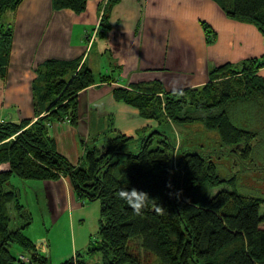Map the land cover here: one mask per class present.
Masks as SVG:
<instances>
[{"label":"trees","instance_id":"1","mask_svg":"<svg viewBox=\"0 0 264 264\" xmlns=\"http://www.w3.org/2000/svg\"><path fill=\"white\" fill-rule=\"evenodd\" d=\"M22 1L0 0V80L6 76L13 36L2 18ZM87 1L52 0V6L80 14ZM119 1L106 0L99 7L100 31H108L111 9ZM215 1L227 17L251 23L264 35V0ZM204 29L210 33L207 26ZM263 66L264 61L255 58L227 63L213 68L204 85L173 91H166L160 82L114 87L116 102L136 109L156 126L139 139L137 152L130 151L129 137L117 133L103 151L87 150L82 162L72 166L57 151L48 125L63 121L75 126L78 94L91 87L95 77L101 82L109 78L95 75L80 60H47L39 65L32 95L36 117L43 116L12 121L0 113V264H50L22 232L29 214L19 204L18 193L6 189L12 177L42 183L65 177L76 199L99 200V240L87 251L98 260L91 263L76 252L61 264H141L128 247L135 238L162 264H264V215H260L264 199L237 191L236 176L222 177L216 162L234 156L238 165L264 170V164L253 158L264 145V78L259 74ZM166 116L175 125H201L202 131L214 134L215 146L179 142L177 147L159 129ZM126 186L152 199L140 215L118 195ZM218 188L223 189L213 194ZM12 216L26 223L12 229ZM14 247L29 258L20 259Z\"/></svg>","mask_w":264,"mask_h":264},{"label":"crops","instance_id":"2","mask_svg":"<svg viewBox=\"0 0 264 264\" xmlns=\"http://www.w3.org/2000/svg\"><path fill=\"white\" fill-rule=\"evenodd\" d=\"M105 2L89 0L82 13L74 14L55 10L52 0H23L12 14L10 57L0 80L5 120L36 117L32 81L34 70L45 61L80 60L87 65L97 39L98 56L109 60L108 69L98 72L109 81L98 83L95 78L78 94L76 125L61 121L48 128L57 151L72 165L90 150V139L106 138L109 129L138 141L140 132L156 126L136 109L116 102L114 87L160 82L166 91L194 88L208 82L213 68L253 58L264 61V35L251 23L227 17L215 0H120L103 32L99 7ZM259 74L264 78V66ZM43 185L54 208L57 197L62 202L68 195L76 199L68 180Z\"/></svg>","mask_w":264,"mask_h":264},{"label":"rangeland","instance_id":"3","mask_svg":"<svg viewBox=\"0 0 264 264\" xmlns=\"http://www.w3.org/2000/svg\"><path fill=\"white\" fill-rule=\"evenodd\" d=\"M13 12L7 11L2 18L3 24H9L11 28L14 21L12 18ZM99 43L101 41L97 39L86 63L95 75H99L98 72L103 74L109 65L107 57L98 56L100 54L98 49ZM100 66L103 68H99ZM95 78L98 79V83L101 82L98 77ZM39 87H42V84H39ZM160 96L162 98V94ZM48 105L49 103L46 104V106ZM41 116L43 114L39 117ZM39 117H34L32 121L37 120ZM50 125H48V128ZM159 129L165 130L171 140L175 141L177 147L179 142L183 143V145H190L194 142L195 144L208 145L215 140L214 134L202 131L201 125L194 124L185 127L175 125L167 116L165 117V121L161 122ZM149 131L151 130L147 129L144 134L140 132L139 136L142 137L149 133ZM115 136L116 134H113L111 129H109L106 132V138L103 139L101 138L102 136H99L96 140L90 139L91 146L89 145L88 147H91L90 150L97 148L103 151L106 148V142ZM129 138L131 140L128 145L130 151L137 152L140 149L139 140L132 141L133 137ZM211 146L213 147L215 144H211ZM257 153L253 157L255 163H258V165L264 164V145L257 148ZM216 162L218 163V172L222 177L236 176L235 188L237 191L264 199V170H250L248 167H251V165L248 163H245V166L238 165V163H235L236 159L234 156L222 157ZM61 180L67 182V178L65 177H61ZM6 189H13V191L18 193L19 204L24 206L29 214V219L27 220L29 224L22 232L26 238L33 241L34 249L42 254L50 264H61L73 257L76 252L81 255V258L91 263L98 260V256H88L87 251L89 248L95 246L99 240L97 233L100 212L99 200L90 202L74 199L72 201L68 195L66 199H62L63 202L57 197V202H55L57 205L54 208V205L49 200V194L40 181H23L12 177ZM221 189L223 188L214 190L213 194H216ZM226 189L230 190L228 187ZM260 215H264V204L260 206ZM11 218L13 219V223L10 226L12 229L21 228L23 223H26V220H14L13 216ZM261 227H264V223L261 224ZM128 243L130 250L139 255L141 264H162L157 257L149 254L142 248L141 241L138 238L130 239ZM14 249L16 253H22L18 247H14ZM26 258H29L28 253Z\"/></svg>","mask_w":264,"mask_h":264},{"label":"clouds","instance_id":"4","mask_svg":"<svg viewBox=\"0 0 264 264\" xmlns=\"http://www.w3.org/2000/svg\"><path fill=\"white\" fill-rule=\"evenodd\" d=\"M118 195L137 215H140L148 201L152 200L146 192L135 187L126 186Z\"/></svg>","mask_w":264,"mask_h":264},{"label":"built area","instance_id":"5","mask_svg":"<svg viewBox=\"0 0 264 264\" xmlns=\"http://www.w3.org/2000/svg\"><path fill=\"white\" fill-rule=\"evenodd\" d=\"M19 258L22 259V260L28 259V258L22 256V254H20V257Z\"/></svg>","mask_w":264,"mask_h":264}]
</instances>
